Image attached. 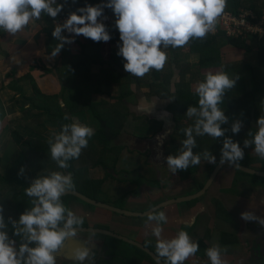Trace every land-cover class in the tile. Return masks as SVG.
<instances>
[{
    "label": "clouds",
    "instance_id": "clouds-1",
    "mask_svg": "<svg viewBox=\"0 0 264 264\" xmlns=\"http://www.w3.org/2000/svg\"><path fill=\"white\" fill-rule=\"evenodd\" d=\"M227 0H103L93 5L85 4L69 13L63 23H57L52 36L59 41L51 52L55 58L65 43L74 42L72 36H65L67 31L74 36H84L95 42H107L111 39L107 26L99 18L107 17L104 9L109 8L115 15V26L119 31L121 43L117 55L124 59V70L142 78L150 71L163 70L167 60L166 50L186 46L192 39H203L214 33L216 22L224 12ZM64 4L57 0H0V29L15 35L42 14L55 18L62 12ZM238 77L230 78L226 72H206L204 79L195 86L198 95V107L188 106L186 115L195 117L194 125L183 129L186 139L177 155L166 157L167 166L172 174L184 171L190 165H199L201 159L216 164V157L205 151L194 153L195 136L208 135L214 139L224 137L220 150V164L238 165L244 159V149L254 146V152L264 159V115L256 120L257 130L249 132L251 140L245 139L243 147L231 136H225L227 129L221 125L228 123V117L219 107L225 93L233 89ZM69 117L66 115L65 120ZM242 121L236 120L231 125V132L238 134ZM195 133V136L193 135ZM94 130L88 125L73 119L62 125L59 132L53 131L48 141L51 158L60 169L69 167L68 161L78 158L82 149L88 146V140ZM24 171L20 170V174ZM71 173L52 171L48 175L37 176L25 193L32 200V207L22 212L17 220H11L15 236L24 240L17 246L10 238L0 206V264H56V253L69 238H76L78 226L83 218L68 209L61 200L66 190L74 188ZM241 218L257 219L249 211L241 213ZM152 234L156 239V255L163 258L165 264H184L199 250V243L193 241L189 233L179 230L172 238L162 236V225L167 222L164 211L148 215ZM264 223V220L260 221ZM91 243V242H89ZM206 255L211 264H226L222 258V249L213 243ZM92 248L78 243L72 249V258L79 264L92 261ZM159 264V262H158Z\"/></svg>",
    "mask_w": 264,
    "mask_h": 264
},
{
    "label": "crops",
    "instance_id": "crops-1",
    "mask_svg": "<svg viewBox=\"0 0 264 264\" xmlns=\"http://www.w3.org/2000/svg\"><path fill=\"white\" fill-rule=\"evenodd\" d=\"M244 1L250 2L251 0ZM257 3L259 5H262L264 4V0H257ZM225 9L228 8L225 7ZM112 15L114 14L105 16L108 18ZM99 19L103 23H105L106 26L107 23H115V21L104 19V17H101ZM107 30L109 31L108 26ZM28 33L32 36L30 39H28ZM21 36H23V38H21ZM30 41H32V46H30ZM105 43L106 42H104V45ZM184 47H182L181 51H179L181 52V56L183 57L180 58L182 63L189 58H196L197 61L199 60V54L190 52V49L189 53H186L183 50ZM25 48L27 52V55L25 56L26 60L23 59V56L26 53L23 52ZM104 48L105 47H103V56L107 61V52L104 51ZM173 50L174 49L171 47L166 50L168 60L163 70L155 72L160 83H156L158 82V80H154V72L152 73L153 70L142 78H138L129 74L124 70V59L121 56L117 55V53H110V61H107V63L109 65L115 66V68L121 74L122 79L126 82L125 84L128 86L127 95L123 100L114 99L112 101L115 103V105L122 107L120 108L122 110L121 113L127 116V121L123 126L121 133H119L116 138L111 139L112 145L110 144L107 147L106 144L99 145L97 144V142L88 143V146L82 149V156L80 155L77 158V165L74 167V170L77 171V178L81 174H86L92 176H87L88 178H94L99 183L110 182L112 184L114 180H126L131 182L132 191L128 195V208L135 213H143L154 210V208L158 205L171 200H181L184 198V196L193 194L197 191V186H195L194 182L201 180V182L199 183L201 184L205 180L204 176L202 177V179L200 177L196 178V180L193 182V187L191 185H187L186 183H181V179L177 173L176 178H172L170 176L164 166V162L162 161V159L164 158L162 148L165 144H167L165 140H173V142L175 141L176 143H179L182 147L183 141H180V139L173 134V130L176 131V126L181 125L187 128L189 126H193L195 121V117L189 118L186 115V112H176L173 108L177 88L176 83L180 82V80L177 81L178 78L180 79V74H178L177 71L172 70L176 67L172 63ZM238 52H241L239 53V56L242 58L231 53L229 54V56L239 57V60H244L246 57L248 58L250 57V55H253V60H258L259 62L258 54L255 51L249 53H246L244 51ZM9 59H16V62L9 63L8 61H6ZM27 59L32 61L29 62ZM54 62H56V60L50 55L46 54L45 39L43 37L41 28L37 27V23L35 22V20L31 21L28 26H26L22 31L18 32L15 35H10L0 29V68L6 70V68L10 67V70H8L7 72L0 73V76L3 77V79L0 80V99L3 103L2 109H0V175H2L3 173L4 175L6 174V168L8 165L12 166L13 164H16L12 161L14 159V153L18 152V146L12 137L11 130H7V136H3V134L5 128L8 126L10 118H12V116L14 115L17 106L23 113L24 117L32 121L31 124L27 123V126H20L15 129L22 135H26L31 139L34 138L35 140L48 142L53 131L59 132L61 130V124L59 121L54 119H45L47 116L42 118L38 117L40 110H37L36 107L32 106L29 100V98L33 95V87L31 86L30 82L23 81L20 83V86L23 88L25 95L23 96L22 94L10 88L11 79L7 78L6 75L7 73H9V71H11V65H17L18 78L22 77L19 76L20 73L21 75H23L22 71H26V74L29 73L30 75H32V78L35 80L37 86L43 93L47 95H61V103L62 105H64L62 97L63 86L61 84V81L55 74H47L41 68L43 64H45L47 67H51ZM99 70V67L92 68L93 73L99 72ZM209 71H223L226 72L230 78L240 76L246 77V75H248L247 72L235 73L232 70H223L217 67H211L205 70L204 76L205 73ZM172 73L174 74V76L168 79L169 76L173 75ZM204 76L200 79V82L204 79ZM187 81H190V79H187ZM120 83L121 82L118 80V82H113L112 84L106 86V93H110V95L112 96H119L122 92V85ZM198 83L199 81L190 85V94H196L195 86ZM242 85L243 84L238 85V83H236L233 88H237V86ZM245 85L247 88H250L251 83L246 82ZM100 87L101 86L97 84H94L92 86V93L95 94L93 96V98L95 97L93 101L99 102V100L101 99H109L106 94L101 95L98 92V89ZM8 93L10 94L8 95ZM229 101L230 100L228 97L224 98L219 105V107L224 110L225 115L228 117V123L221 125L223 128L230 127V123L235 121L234 117L228 113ZM260 101L262 105L260 104L259 107L261 109L264 107V97ZM64 111L72 120H78L81 124H85L91 127L94 130V133L99 127L98 124H96L86 115V111H83L76 116H72V114L69 113L68 109H64ZM149 114H151V117L149 116ZM42 124L44 128L42 127L41 129L43 130L41 131L38 129V127L42 126ZM158 126H161V131L158 132L154 137H150L152 133L151 130L153 128H158ZM241 129H244V127L242 126ZM180 135L183 137L184 133ZM244 135L245 133L241 132L228 136H231L234 141H238L239 143H241L242 141H244ZM197 137L198 136H195V138ZM220 139L221 142H223L224 137H221ZM212 140L213 139H211V141ZM221 142L217 143L220 144ZM221 148L222 147L219 146H211L210 149L206 150L216 157L217 163H210L213 170L220 161ZM251 151L256 154L253 149ZM46 155H48V152H46ZM48 159H50L51 164L53 165V167L51 168V172H62L63 169H57L55 167V164H57V162L54 161L51 156H49ZM251 161L256 162L257 160ZM258 162H260V166L257 168L258 171H264V159L258 156ZM81 163L85 164L83 168L81 166ZM254 167H257V164H255ZM254 167H252L251 169H255ZM21 168L24 169V167H19V170H21ZM25 169V176H27L28 178H32V173H46L50 170L48 167H46L45 160L42 156H39L32 162V153L29 155V158L25 163ZM187 170L190 174L194 173V171H191L190 169ZM237 172L238 171L236 169L225 166L220 170L217 177L213 181L208 193L206 194L207 196L204 197L203 194L202 197L189 201L187 203L170 204L154 211H164L167 216V222L162 225V236L169 239L174 237L177 234V230H180L181 227L188 226L187 223H190L189 225H193L198 217H201V225L199 224L200 228L197 230L196 234H201V236H203V234L205 233H212L214 234L211 239L213 242H215L219 238V235L218 233H214L211 230L203 231L207 228L208 225L212 227L215 224L220 229H233L235 231V229L232 228L234 227V225H232L231 223L235 224V222H233V219L235 220L237 217H241L242 212L237 211V209L239 208V203H245L244 200H239L236 197L238 191L240 190L234 187L236 183L238 185L240 184L236 181L241 180ZM40 175L41 174H39V176ZM81 178L83 181L86 180L82 176ZM145 178L150 182L157 184V186H150V188L154 192L146 190L144 193H142L138 189L137 185L144 181ZM160 180L162 181V184H159ZM12 181L15 183H12ZM24 184L29 185L30 183L18 181L16 182L15 179L11 178L8 184L5 183L3 185L7 186L8 188L5 189V192L3 196L0 197V199L8 200L15 197L16 195L22 196V189L18 185ZM163 187H166V189L163 192H160ZM16 190H18V192L14 193ZM158 191L159 193H157ZM263 191L264 187H253L252 193L249 192V195H251L249 197V199L251 200L250 204L252 206L250 212L254 213L256 216L261 217H264V204H262V201H264V197L261 198L260 196ZM102 195L104 196V194ZM219 200H223L224 202H226L225 205L219 203ZM74 205L79 209H83L80 205ZM1 206L3 207V216L6 224L5 230L7 231L9 237L12 238V236H14L15 229L11 223V220H17V218L15 217L16 213H14L15 209L11 207H15V205H13L12 203L10 205ZM72 208H74V206H72ZM203 209L207 210L205 212L207 213L206 217L203 216L202 213L200 214ZM8 213L13 214L11 220L6 216V214ZM134 221H138L139 223H141L144 229H146V240L152 242L156 247L157 238L152 234L151 222L148 221V216L144 219L141 218V220L134 219ZM128 222L131 223V221ZM251 222L258 223V221L255 220L247 221V223ZM247 223L245 221H242L243 229L246 227ZM227 224H229L231 228H229ZM256 237L257 236H255L253 239H255ZM201 251L202 249L199 248L195 255H199ZM193 257L194 255L190 258V264L200 263L199 261L196 262ZM209 263L211 264L210 261ZM200 264L206 263L202 262Z\"/></svg>",
    "mask_w": 264,
    "mask_h": 264
},
{
    "label": "trees",
    "instance_id": "trees-1",
    "mask_svg": "<svg viewBox=\"0 0 264 264\" xmlns=\"http://www.w3.org/2000/svg\"><path fill=\"white\" fill-rule=\"evenodd\" d=\"M57 2L64 4V8L62 12L58 14L55 20H53V18L51 17H48L46 14H42L40 19L35 20L37 23V27L41 28L43 37L45 39L46 54L50 56L52 50L59 43V41H57L52 36V31L55 28L56 24L60 22L63 17L68 16L70 12L75 11L78 7H82L85 4L96 5L102 3L103 0H57ZM226 8L233 11L235 15H238L239 11L243 8L252 9L253 11H255L258 18H261L264 14V4L259 5L257 3V0H251L250 2H246L244 0H227ZM109 14L114 13L111 9L105 8L104 15ZM107 26L109 28V33L111 36L109 42L111 44L112 53H117L118 45L121 43L119 38V31L116 28L114 22L107 23ZM63 35L72 36L74 38V42L71 44H64V47L61 49L60 53L54 58L56 62H54L51 67H47L45 64H43L41 68L47 74H55L61 81V84L63 86L62 97L64 105H62L61 103V95H47L43 93L37 86L35 80L32 78V75H30L29 73L18 78L17 67L12 68V73L10 71L6 75L7 78L11 79L10 88L25 96L20 83L23 81H29L31 86L33 87V95L29 98V100L32 106L36 107L37 110H40L38 117L42 118L47 116L45 119L57 120L60 122L61 128L62 125L72 122L71 118L65 120V116L67 114L64 109H68L69 113L72 114V116H76L79 112L84 111L80 110L79 108H91L92 112L95 114L94 120L97 121L99 127L95 131L94 135L89 138L88 143L97 142V144L99 145L106 144V146L108 147L111 144V139L116 138L119 133H121V130L127 121V116L112 108L109 109L110 112L113 111L115 113V117L112 118L111 116L106 115L105 111L107 109V106L109 105V102L114 99L123 100L126 95L122 93L120 96H112L110 95V93H106L105 88L113 82H118V80L120 82H123L124 80L122 79L121 74L118 72L115 66L109 65L106 59L103 57L104 41L95 42L82 35L74 36V34H70L68 32L66 33V31L63 33ZM187 45L190 47V52L200 55V61L198 64H196L197 68L196 72L194 73L197 74V76L192 75L190 81H187V72H184L180 60V58H183L181 56V52H179L181 50V47L173 48L174 50L172 63L176 66L178 74H180L181 78L180 82L176 83V96L173 106L176 112H186L188 106L198 107V95L193 93L192 95L189 91L191 83L195 82V79L201 75L200 70H206L211 67H220L223 70H232L235 73H248L246 77H238L236 83H238V85H243L237 86L236 90L234 89L235 92L233 95L227 94L230 93V90L225 93L224 98L228 97L231 102H233V99L236 100V102H234L233 104V107L230 109L228 108V113L232 114L236 120H240L246 125L250 124L252 120L256 122L257 118L260 115H264L262 113H259L257 110L258 104H261L260 100L264 97V35L261 36L258 34H252L247 39H244L228 36L223 29H220L219 33H217L216 35L208 34L203 39L194 38L190 40ZM224 47H229L233 50L244 51L246 53L253 51L257 52L259 57L260 71L254 69L251 64L246 63L244 60H237L238 62H228L224 60L222 58V55H225ZM93 67H99V72L93 73ZM188 71L192 72L193 70L190 68ZM153 72L154 80H159L158 76L155 74L156 71L153 70L152 73ZM173 76L174 74L169 76L168 79L172 78ZM246 82L251 83L250 88L246 87ZM94 84L101 86L98 89V92L101 95L106 94L109 98L108 100L101 99L99 100V102L93 101L95 98H93V96L95 94L92 93V86ZM42 127L43 124L42 126L38 127V129L42 131ZM185 128L186 127L177 125L176 131L179 134H183V129ZM247 129L250 130L248 131ZM256 130V127L249 125L246 128L241 129L239 133H245L243 137L244 140H251L252 137L249 136L248 133H255ZM11 134L18 146V158L19 160H21L20 163L22 164H19L15 160V157H13L14 159L12 162L17 163L13 164L12 166L8 165L6 168V174H3V176L0 175V187H3L5 183L8 184L11 178L15 179L16 182H28L31 179L27 176L20 175L19 170V167H25L24 162H26L29 158V155L27 156V153L30 149H32V162L39 156H42L45 160L46 167L50 169L46 173H40L42 174L40 176L48 175L51 172V168L53 167L50 159H48V157L51 156L48 142L35 140L34 138L24 140V136L17 130H11ZM231 135L234 134L231 132ZM31 140L32 146H30ZM240 145L243 146V141L240 143ZM253 148L254 146L245 148V155L252 154L253 152L251 150ZM199 151L200 150H198V153ZM46 152H48V155H46ZM80 155L82 156V154ZM76 160L77 158L68 161V173L74 172L75 177H77V171L74 170V164L76 163ZM62 172L65 173L64 170H62ZM37 176H39V174L32 173V180ZM12 183L15 182L12 181ZM19 186H21V192H23L21 197L26 198L27 203L23 202V204H16L15 198L13 197L8 200L0 199V206L10 205L13 203L15 207L11 208L15 209L14 213H17L23 207L25 209L28 208V206L29 208L32 207V200L34 198L28 197L25 193V188H27L29 185L24 184ZM7 188L8 187L6 186V189ZM0 192H3L4 194L5 190ZM6 216L9 219L12 218L13 214L8 213L6 214Z\"/></svg>",
    "mask_w": 264,
    "mask_h": 264
},
{
    "label": "flooded vegetation",
    "instance_id": "flooded-vegetation-1",
    "mask_svg": "<svg viewBox=\"0 0 264 264\" xmlns=\"http://www.w3.org/2000/svg\"><path fill=\"white\" fill-rule=\"evenodd\" d=\"M161 129V126H158V128H153L151 130L152 133L150 137H154L158 132L161 131ZM173 134L177 136L180 141L184 139L185 136L184 135L182 137L175 130H173ZM195 139L196 147L193 149L194 153H198V150H200L199 153H203L210 149L211 140L203 142L200 140V137ZM165 142H167V144H165L162 148L164 155L162 161L164 162L167 172L172 178H176L177 173L181 179V183H186L187 185H191L193 187V182L196 180V178L200 177L202 179L204 176L205 180L201 184H199L201 180L194 182L195 186H197V191L193 194L184 196L185 200H191V197L200 194L209 181L213 173L212 171L214 170L211 168L210 163L206 162L202 157L201 163L199 165H191L192 171H194L193 174H190L188 170H178L175 174H172L167 166L166 157L170 154L177 155L181 149V146L179 143H176L175 141L173 142V140L170 139L165 140ZM257 158L258 155H254V153L244 155V159L239 161L238 164L252 168L254 166L251 165L250 161L256 160ZM76 165L77 163L74 164V166ZM254 168L255 170H258V167ZM63 170L65 171V174L68 172V168ZM70 173L72 175L75 187L66 190L68 193L62 196L61 200L68 209L72 210L78 216L83 218V224L78 226L76 238H69L65 242L64 246L56 253V264H79L78 261H75L72 258V249L78 243L92 248V251L94 252L93 264H158V262L159 264H165L164 259L156 255V247L154 244L149 242V240H146V229H144L141 223L134 221V219L141 220V217H132L127 215V212H134L128 208V195L132 191L131 182L126 180H114L112 182V192L108 196L109 199L105 200V198H100L97 195H90L88 192L78 188V178L74 176V172ZM237 173L238 175H244V177H239L241 180L236 181L240 183L238 185V189L240 191H238L236 197L239 200L245 201V203H239V208L237 211L250 212L252 206L250 204L251 200L249 197L251 195H249V192L252 193L253 187H264V182H262L264 181V178L251 176L240 171ZM85 182L86 180L82 182V185H84ZM103 183L96 182L93 184L101 186ZM159 184H162L161 180L159 181ZM154 185L157 186V184L152 183L145 178L144 181L139 183L137 186L138 189L144 193L146 190L152 191L150 186ZM209 188L210 187L201 193L204 194V197L207 196L206 194L208 193ZM165 189L166 187H163L160 192H163ZM71 191L82 194L87 200L70 193ZM157 193H159V191ZM263 195L264 191L262 194H260L261 198L264 197ZM219 203L225 205L226 202L219 200ZM74 204L80 205L84 210L79 209ZM262 204H264V201H262ZM72 206H74V208H72ZM21 210L25 211L26 209L22 208ZM21 210L15 214L17 219L19 217V213L22 212ZM206 211V209H203L200 214L202 213V215L206 217ZM117 212H119L120 215H118ZM256 218L257 219H255V221H258V223L259 220H264V217L261 216H256ZM128 221H131V223ZM242 221L247 223V221L242 219L240 216L235 220L233 219L235 224H231L234 225L232 228H234L235 231L233 229H220L215 224L212 227L208 225L203 231L211 230L214 233H218L219 238L215 242L211 240L214 236L212 233H205L203 236H201V234H196L201 225V217H198L193 225H189L190 223H187L188 226L181 227V229L189 233L193 241L199 243V248L202 249L199 255H194V260L196 262L199 261L200 263L204 262L206 264H210V260L206 255V250L213 243H218L222 249V258L226 261V264H264V223H247L246 227L243 229ZM227 225L229 228H231L229 224ZM178 231L179 230H177V232ZM255 236L257 237L253 239ZM12 239H14V237ZM258 250L263 251V253L259 254ZM191 257H189L184 262V264H190ZM84 264H92V261L85 260Z\"/></svg>",
    "mask_w": 264,
    "mask_h": 264
},
{
    "label": "rangeland",
    "instance_id": "rangeland-1",
    "mask_svg": "<svg viewBox=\"0 0 264 264\" xmlns=\"http://www.w3.org/2000/svg\"><path fill=\"white\" fill-rule=\"evenodd\" d=\"M36 22V21H35ZM58 23H61V22H58ZM217 30H218V27H216L215 28V31H214V33H212V34H216L217 33ZM64 33V32H63ZM210 35H212L211 33H209ZM32 36L28 33V39H30ZM21 38H23V36H21ZM109 42V41H108ZM108 42H106L105 43V45H104V51H106L107 52V61H110V53H112V50H111V44H110V42L108 43ZM30 46H32V41H30ZM28 47V46H27ZM29 48V47H28ZM225 48V50H227V51H225L224 53H225V55H222V58H224L226 61H228V62H233V61H236V62H238L237 60H239V53H241V52H238V50H231V49H229L228 47H224ZM181 49H182V47H181ZM189 49H190V47L188 46V45H186L184 48H183V50L186 52V53H189ZM181 51V50H180ZM233 51V52H232ZM23 52H26V48L23 50ZM23 52H21V53H23ZM20 53V54H21ZM185 53V54H186ZM235 54V55H238L239 57H230L229 56V54ZM27 55V52L25 53V55L23 56V59H25L26 56ZM104 55V54H103ZM253 55H250V57H246L245 59H244V61L246 62V63H249V64H251L253 67H254V69H257L258 71H260L259 69H260V64H259V62H258V60H253V57H252ZM104 57V56H103ZM105 58V57H104ZM240 58H242V57H240ZM22 60V59H21ZM26 60V59H25ZM28 60V59H27ZM6 61H8L9 63H15L16 62V59H9V60H6ZM29 62H31L32 60H28ZM122 61V60H121ZM199 61H200V57H199V60L197 61V59L196 58H189L188 60H185L183 63L181 62V65L183 66V70H184V72H187V79H190L191 77H192V75H195V76H197V74H194L195 72H196V68H197V66H196V64H198L199 63ZM235 62V63H236ZM15 67H17V69H18V66L17 65H15V66H13V65H11V69L12 68H15ZM107 67V66H106ZM192 69L193 71L192 72H190V71H188L189 69ZM220 68V67H219ZM209 69V68H208ZM221 69V68H220ZM8 70H10V67H8V68H6V70H4V69H2V68H0V73L1 72H3V73H5V72H7ZM172 70H174V71H177L178 72V70H176V67L175 68H173ZM10 72V71H9ZM200 72H201V75L199 76V77H197L195 80V82H200V79L204 76V72H205V70H200ZM11 73H12V71H11ZM22 74L23 75H25L26 74V71H22ZM260 74V73H259ZM23 75H21V73L19 74V76H23ZM179 76V75H178ZM258 76H261V75H258ZM3 79V77L2 76H0V80H2ZM181 79V78H180ZM179 78L177 79V81H179L180 80ZM8 81V80H7ZM195 82H192L191 84H193V83H195ZM126 82L125 81H123V82H121V85H122V92H121V94L123 93V94H125V95H127V88H128V86L125 84ZM156 83H160V81L158 80V82H156ZM1 89V88H0ZM234 89L236 90V88H233L232 90H230V93H227V94H230V95H233L234 94ZM6 94V93H5ZM10 93H8V95H9ZM120 94V95H121ZM119 95V96H120ZM234 102H236V100L235 99H233V102H231V100L229 101V109L230 108H232L233 107V104H234ZM232 104V105H231ZM2 105H3V103H2V101H1V99H0V109H2ZM20 105H21V103H20ZM260 103L258 104V106H257V110H258V112L259 113H264V107L263 108H261L260 109ZM112 108H114L115 110H118V112H121L122 110L120 109V108H122L121 106H117V105H115V103L113 102V101H111V102H109V105L107 106V109H106V111H105V114L106 115H109V116H111L112 118H114L115 117V113L113 112V111H109V109H112ZM80 110H84V111H86V115L92 120V121H94L96 124H98L97 123V121L96 120H94V118H95V114L92 112V109L91 108H89V107H86V108H79ZM99 110H100V108H99ZM79 113H81V112H79ZM79 113H78V115H79ZM230 115H232V114H230ZM233 116V115H232ZM235 119V118H234ZM232 120V119H231ZM235 121H236V119H235ZM31 122L32 121H30V120H28V119H26L25 117H24V115H23V113L19 110V107L17 106L16 107V111H15V113H14V115L12 116V118H10V121L8 122V126L5 128V131H4V134H3V136H7V130L9 129V130H15L17 127H20V126H27V123H30L31 124ZM233 123V122H232ZM232 123H230V125H232ZM254 126V127H256L257 128V126H256V122H254L253 120L250 122V124H248V125H246V124H244V123H242V126L244 127V128H246L247 126ZM225 129H227V131L225 132V136L227 137L229 134L231 135V126L230 127H228V128H225ZM248 131L250 130V129H247ZM24 136V140H27V139H30V138H28L26 135H23ZM185 139V138H184ZM184 139H182V141L184 140ZM211 139H213L212 141H211V144H210V146H213V147H216V146H219V147H222V144H223V142H221V139L220 138H218V139H214V138H212V137H210V136H208V135H204V136H201L200 137V140L201 141H203V142H207V141H210ZM248 140H250V139H248ZM217 142H221L220 144H218ZM30 146H32V140H31V145ZM10 153V152H9ZM12 153H14V152H12ZM32 153V149H30L29 150V152L27 153V156L28 155H30ZM173 155V154H172ZM255 155V154H254ZM14 157H15V160L20 164V161L21 160H19V158H18V153L17 152H15L14 153ZM257 161L255 162V161H250V163H251V165L252 166H254L255 164H257V167H259L260 166V162H258V158L256 159ZM17 162H14V163H17ZM24 163H26V162H24ZM25 165V164H24ZM81 166H82V168L85 166V164L84 163H81ZM55 167L57 168V169H59V166H58V164H55ZM188 169H190V170H192V167L190 166ZM25 172H26V169H25V167H24V171H23V173H22V176H25ZM4 174V173H3ZM3 174H2V176H3ZM38 174H40V173H38ZM42 175V174H41ZM81 176L82 177H84L85 179H86V182H85V184L84 185H82V182H83V180H82V178H81ZM87 176H89V175H86V174H81L80 176H78V182L79 183H77V186H78V188H80V189H82V190H84V191H86V192H88L90 195H97L98 197H100V198H105V200H108L109 199V195L111 194V192H112V184L109 182V183H103L101 186H97V184H93V183H96V182H98V181H96V179H94V178H88ZM89 177H92V176H89ZM239 177H244V175H242V174H239ZM31 181H32V178L27 182V183H31ZM262 182H264V181H262ZM236 185V187L235 188H238V184L236 183L235 184ZM19 186V185H18ZM21 187V186H20ZM6 189V186H3V187H0V191H3V190H5ZM22 189V188H21ZM16 192H18V190H16L14 193H16ZM102 194H104V196L102 195ZM3 195V192H0V196H2ZM15 198V202H16V204H23V202H25V203H27V200H26V198H24V197H21L20 195H18V196H15L14 197ZM25 199V200H24ZM1 204H3V203H1ZM24 208V207H23ZM28 208H29V206H28ZM28 208H26V209H28ZM22 212H24L23 210H21ZM22 212H20L19 213V215L22 213ZM14 237V240L16 241V243H17V246H19V244L21 243V242H23V240H24V237L21 235V236H13ZM12 237V238H13Z\"/></svg>",
    "mask_w": 264,
    "mask_h": 264
},
{
    "label": "built area",
    "instance_id": "built-area-1",
    "mask_svg": "<svg viewBox=\"0 0 264 264\" xmlns=\"http://www.w3.org/2000/svg\"><path fill=\"white\" fill-rule=\"evenodd\" d=\"M66 18H62L60 22L63 23ZM107 20L115 21V15L108 17ZM216 27H218L217 33H219L220 29H223L231 37L247 39L252 34L263 36L264 14L261 18H258L253 10L242 9L238 15H235L233 11L224 9V12L216 22Z\"/></svg>",
    "mask_w": 264,
    "mask_h": 264
},
{
    "label": "water",
    "instance_id": "water-1",
    "mask_svg": "<svg viewBox=\"0 0 264 264\" xmlns=\"http://www.w3.org/2000/svg\"><path fill=\"white\" fill-rule=\"evenodd\" d=\"M149 116L151 117V114H149ZM225 166L232 167V168H234V169H236V170H238V171H241V172L246 173V174L251 175V176H256V177H259V178H264V171H258V170H255V169H251V168H248V167L242 166V165H240V164H238V165H229L227 161H225L223 164H220V162H219V163L216 165V167H215V169H214V171H213V173H212V175H211V178H210V180L207 182L206 186L203 188V190L200 192V194H197L196 196L191 197V200H185L184 198L181 199V200H179V199H175V200H171V201H168V202H164V203L158 205L157 207L154 208V210H150V211H147V212H144V213H141V214H140V213H135V212H127V215H130V216H132V217H141V218H145V217H147L150 213H153L154 211H156V210H158V209H160V208H163V207H165L166 205L177 204V203H187V202H189V201L195 200V199L201 197V196L203 195V194H201V193H203L204 190H206L208 187H210V186L212 185V183H213V181L215 180V178L217 177L219 171H220L223 167H225ZM67 193H68V192H65L64 195H66ZM70 193L75 194V195H77L78 197L85 198V196H83L82 194H80V193H78V192L71 191ZM64 195H63V196H64ZM85 199H86V198H85ZM86 200H87V199H86ZM122 212H124V211H122ZM117 214L120 215L119 212H117ZM130 216H128V217H130ZM251 223H252V224H257V223H254V222H251ZM260 223H261V222H259L258 224H260ZM258 253H259V254H262L263 251L258 250Z\"/></svg>",
    "mask_w": 264,
    "mask_h": 264
}]
</instances>
